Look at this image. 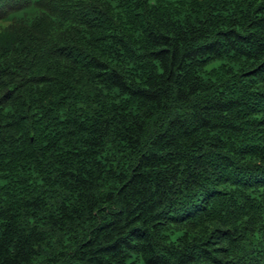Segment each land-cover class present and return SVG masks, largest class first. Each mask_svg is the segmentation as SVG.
Segmentation results:
<instances>
[{
	"label": "trees",
	"instance_id": "16d2710c",
	"mask_svg": "<svg viewBox=\"0 0 264 264\" xmlns=\"http://www.w3.org/2000/svg\"><path fill=\"white\" fill-rule=\"evenodd\" d=\"M0 264H264V0H0Z\"/></svg>",
	"mask_w": 264,
	"mask_h": 264
}]
</instances>
